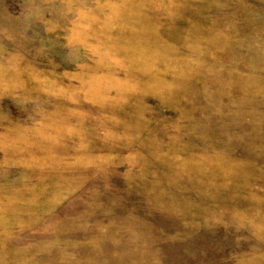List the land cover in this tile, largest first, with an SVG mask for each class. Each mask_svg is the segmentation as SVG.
<instances>
[{
    "label": "rangeland",
    "instance_id": "1",
    "mask_svg": "<svg viewBox=\"0 0 264 264\" xmlns=\"http://www.w3.org/2000/svg\"><path fill=\"white\" fill-rule=\"evenodd\" d=\"M0 264H264V0H0Z\"/></svg>",
    "mask_w": 264,
    "mask_h": 264
}]
</instances>
